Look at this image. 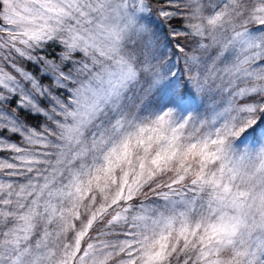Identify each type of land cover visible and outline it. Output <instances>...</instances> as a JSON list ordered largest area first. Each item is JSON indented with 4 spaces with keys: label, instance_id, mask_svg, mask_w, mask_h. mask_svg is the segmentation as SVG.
I'll return each instance as SVG.
<instances>
[{
    "label": "snow or ice",
    "instance_id": "obj_1",
    "mask_svg": "<svg viewBox=\"0 0 264 264\" xmlns=\"http://www.w3.org/2000/svg\"><path fill=\"white\" fill-rule=\"evenodd\" d=\"M173 257L264 264V0H0V264Z\"/></svg>",
    "mask_w": 264,
    "mask_h": 264
},
{
    "label": "clouds",
    "instance_id": "obj_2",
    "mask_svg": "<svg viewBox=\"0 0 264 264\" xmlns=\"http://www.w3.org/2000/svg\"><path fill=\"white\" fill-rule=\"evenodd\" d=\"M96 131H99V130H96ZM94 134H95V132H94ZM119 135L120 134L115 133V132L112 133V137L114 140H118ZM110 146H111L110 144H105L103 147H98L96 150H91L87 160L83 162L86 165V170L93 167V159L94 158H95L97 163L101 162V157L103 156L104 151H106L107 148ZM77 167H79V165H77ZM66 178H67V176H66ZM84 178L85 177L81 176V179H84ZM95 194L99 195L98 193H95ZM141 199H145V197L142 196ZM153 207L158 210V214L159 213L167 214V209L164 207L162 202L155 203L153 205ZM173 239H174V236H173ZM171 264H176V258L175 257L172 258Z\"/></svg>",
    "mask_w": 264,
    "mask_h": 264
},
{
    "label": "trees",
    "instance_id": "obj_3",
    "mask_svg": "<svg viewBox=\"0 0 264 264\" xmlns=\"http://www.w3.org/2000/svg\"><path fill=\"white\" fill-rule=\"evenodd\" d=\"M165 30H166V26H165ZM171 49H169V51H170Z\"/></svg>",
    "mask_w": 264,
    "mask_h": 264
}]
</instances>
